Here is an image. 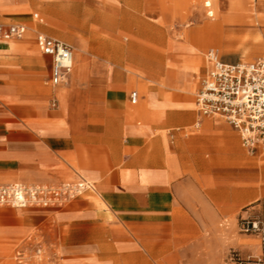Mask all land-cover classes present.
<instances>
[{
  "label": "crops",
  "instance_id": "0c3cea01",
  "mask_svg": "<svg viewBox=\"0 0 264 264\" xmlns=\"http://www.w3.org/2000/svg\"><path fill=\"white\" fill-rule=\"evenodd\" d=\"M119 1L84 46L43 24L61 1L0 0V24L25 28L0 42V184H94L61 207L0 206V264H235L219 221L256 199L254 157L193 101L216 50L199 82L194 62L155 63L143 40L156 19L129 17L141 1ZM206 24L194 35L204 42ZM39 33L71 45L64 82L51 83Z\"/></svg>",
  "mask_w": 264,
  "mask_h": 264
},
{
  "label": "rangeland",
  "instance_id": "374dc122",
  "mask_svg": "<svg viewBox=\"0 0 264 264\" xmlns=\"http://www.w3.org/2000/svg\"><path fill=\"white\" fill-rule=\"evenodd\" d=\"M54 1H61L62 5L50 9L53 18L40 13L43 24L55 29L68 42L84 46L94 41L90 34L99 28L93 19H101V16L106 19L113 12L118 16L113 6H122L119 0ZM138 1L142 3L141 12L130 9L127 15L156 19V35L143 40V44L151 47L149 56L157 64L175 67L194 62L199 82L204 69V53L209 48H214L225 61H251L264 57V0ZM34 12L36 10L30 11L31 16ZM204 24V29L209 28L206 42L194 37L196 30ZM12 41L14 39L6 42ZM195 96L196 92L193 101ZM251 152L254 157L256 199L240 206L234 215L223 216L219 221L224 228L232 230L225 234L227 240L237 241V248H231L228 254V259L235 264L264 257V149L258 146ZM235 173L241 181L247 171L240 166ZM241 187L243 184L239 182V194L242 193ZM253 223H256V228H253Z\"/></svg>",
  "mask_w": 264,
  "mask_h": 264
},
{
  "label": "built area",
  "instance_id": "2783aa9c",
  "mask_svg": "<svg viewBox=\"0 0 264 264\" xmlns=\"http://www.w3.org/2000/svg\"><path fill=\"white\" fill-rule=\"evenodd\" d=\"M24 31L20 24H0V40L21 38ZM36 43L41 52L51 57V83L64 82L73 65L71 45L41 33L37 34ZM206 58L209 68L196 94L197 109L203 115L229 122L250 151L258 146L264 149V57L229 63L210 50ZM130 97L134 103L137 92L132 91ZM88 190H94V184L83 178L61 183L0 184V206L61 207ZM252 226L257 227L256 223ZM239 264H264V257L253 262L239 261Z\"/></svg>",
  "mask_w": 264,
  "mask_h": 264
}]
</instances>
